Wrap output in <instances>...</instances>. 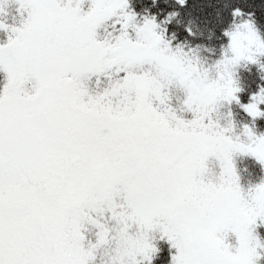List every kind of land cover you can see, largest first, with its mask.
Segmentation results:
<instances>
[{"label": "snow or ice", "instance_id": "snow-or-ice-1", "mask_svg": "<svg viewBox=\"0 0 264 264\" xmlns=\"http://www.w3.org/2000/svg\"><path fill=\"white\" fill-rule=\"evenodd\" d=\"M188 8L0 0V264H264V21Z\"/></svg>", "mask_w": 264, "mask_h": 264}, {"label": "trees", "instance_id": "trees-1", "mask_svg": "<svg viewBox=\"0 0 264 264\" xmlns=\"http://www.w3.org/2000/svg\"><path fill=\"white\" fill-rule=\"evenodd\" d=\"M227 2H230V0H189V4L192 6L191 10L197 13L193 14V16L191 15L190 18L193 31L197 33L198 37V39L193 42L194 44H201L208 50H219V39L216 33V29L218 32V20L217 15H213L212 11L216 9L218 13L222 12L224 4ZM143 3L147 6V11H150L152 14L161 15V18H163L164 11L169 9L168 4L159 5L160 3H167L165 0H144ZM241 3L247 11H256L257 16L264 21V12L260 9V5L264 4V0H247L246 3L244 0H241ZM204 7H206V9ZM197 8H199V11H197ZM176 30L177 32L180 31L179 28ZM201 33H207L206 39L204 40L205 42H203L199 36ZM241 71L244 72L246 77H240L241 85L249 91L255 90V85L261 82L260 76L264 75V73L258 72L255 68H252L251 73H249L244 67L241 68L240 74ZM2 80V74H0V84ZM241 116L244 118L243 115Z\"/></svg>", "mask_w": 264, "mask_h": 264}, {"label": "rangeland", "instance_id": "rangeland-1", "mask_svg": "<svg viewBox=\"0 0 264 264\" xmlns=\"http://www.w3.org/2000/svg\"><path fill=\"white\" fill-rule=\"evenodd\" d=\"M144 0H138V8L139 10L141 11H144V10H147V6L143 3ZM161 1H164V0H161ZM167 3H160L159 5H163V4H168V6L170 7V0H165ZM221 1H224V0H221ZM226 1V0H225ZM157 2V1H155ZM206 9V7H204ZM192 9V6L189 4V8L186 10L185 12V16L182 18V22L183 24L187 25L191 20V15L193 16V14H197L195 11L191 10ZM168 11V9L166 11H164V14ZM197 11H199V8H197ZM14 14V13H13ZM212 14H218V10L214 9L212 11ZM9 20H11V16L8 18ZM108 31H111V28L108 29ZM201 40L203 42H205L204 40L206 39V36H207V33H201L199 34ZM211 50L209 51H206L204 53V55H209ZM216 52L218 53L219 50H216ZM243 76L244 78L245 75H244V72L241 71V74H240V77ZM2 78L3 80L1 81L2 83L0 84V87H2L3 83H4V76L2 74ZM177 97L179 96V94H176ZM235 110V109H233ZM228 109L225 107V108H222L221 109V114H225L227 113ZM242 115V114H241ZM238 116L237 119L238 120H245V118H242V116ZM260 130L261 131H264V122H261V127H260ZM238 165H239V168H240V172H241V176H242V179H243V182L245 184H248L249 182H257L259 181V179L262 178V176H264V173H261L260 169L256 166V164L249 160V159H246V158H239L238 160Z\"/></svg>", "mask_w": 264, "mask_h": 264}]
</instances>
